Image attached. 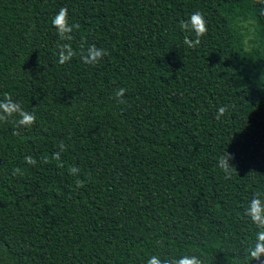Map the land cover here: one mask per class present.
<instances>
[{"label": "trees", "instance_id": "1", "mask_svg": "<svg viewBox=\"0 0 264 264\" xmlns=\"http://www.w3.org/2000/svg\"><path fill=\"white\" fill-rule=\"evenodd\" d=\"M5 96L0 264H264V0H0Z\"/></svg>", "mask_w": 264, "mask_h": 264}, {"label": "clouds", "instance_id": "2", "mask_svg": "<svg viewBox=\"0 0 264 264\" xmlns=\"http://www.w3.org/2000/svg\"><path fill=\"white\" fill-rule=\"evenodd\" d=\"M68 17V10L67 8H61L58 14L53 18V26L58 28L60 32L68 31L69 29L66 28V19ZM180 27L184 31H194L195 33V40L193 41L189 37H185L184 43L189 48H195L197 45L201 43V38L204 37L208 33L207 21L204 18V14L201 11H196L192 13L188 20H181ZM92 48L96 49L95 45L91 46ZM103 53L101 59L104 55L107 54L106 50L97 49ZM86 63L94 64L97 63L99 60H96L95 57L91 61L84 60ZM59 62L61 64L66 62V58L63 55H59ZM126 89L121 88L118 93L117 97H122L125 93ZM4 101H7L5 103ZM227 111V106H221L218 108L216 119H220L221 116L225 114ZM13 115H18L20 117L18 123L19 125L30 127L32 124L35 123L36 117L32 113H28L24 111L20 104L17 102L12 101L10 96H5L3 101H0V120H5L8 117H12ZM232 157L227 152V158L220 157L219 166L230 175V168H235L230 164V160ZM34 163V161H33ZM75 171V169H74ZM79 187L83 186V182L78 183ZM260 194H254L252 200L249 202V206L252 208V212L250 215L251 221L257 225L259 228H264V207H261V201L258 198ZM247 215V212L245 211ZM256 243L254 247L249 248L248 255L252 258V260L259 259L261 254H264V231H259L256 234ZM146 264H201V260L198 259L195 255L188 256L184 255L179 259L174 260H164L162 261L160 257L153 255L151 256Z\"/></svg>", "mask_w": 264, "mask_h": 264}]
</instances>
